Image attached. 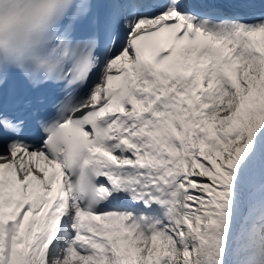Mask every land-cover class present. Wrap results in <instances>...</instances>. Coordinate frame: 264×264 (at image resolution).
Wrapping results in <instances>:
<instances>
[{
  "label": "snow or ice",
  "instance_id": "snow-or-ice-1",
  "mask_svg": "<svg viewBox=\"0 0 264 264\" xmlns=\"http://www.w3.org/2000/svg\"><path fill=\"white\" fill-rule=\"evenodd\" d=\"M0 264H264V0H0Z\"/></svg>",
  "mask_w": 264,
  "mask_h": 264
}]
</instances>
